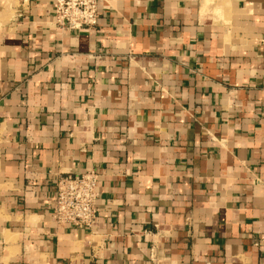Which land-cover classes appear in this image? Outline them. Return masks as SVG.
Returning a JSON list of instances; mask_svg holds the SVG:
<instances>
[{
  "label": "crops",
  "instance_id": "crops-1",
  "mask_svg": "<svg viewBox=\"0 0 264 264\" xmlns=\"http://www.w3.org/2000/svg\"><path fill=\"white\" fill-rule=\"evenodd\" d=\"M55 2L3 10L0 264H264V0ZM92 169L96 226H56Z\"/></svg>",
  "mask_w": 264,
  "mask_h": 264
},
{
  "label": "built area",
  "instance_id": "built-area-1",
  "mask_svg": "<svg viewBox=\"0 0 264 264\" xmlns=\"http://www.w3.org/2000/svg\"><path fill=\"white\" fill-rule=\"evenodd\" d=\"M101 0H56L54 24L65 31L94 29L98 25ZM100 175L92 169L66 174L56 183L52 221L58 227L92 230L100 217Z\"/></svg>",
  "mask_w": 264,
  "mask_h": 264
},
{
  "label": "rangeland",
  "instance_id": "rangeland-1",
  "mask_svg": "<svg viewBox=\"0 0 264 264\" xmlns=\"http://www.w3.org/2000/svg\"><path fill=\"white\" fill-rule=\"evenodd\" d=\"M18 0H0V35L3 32V24L7 22V14L3 15V10L9 9V12H12V8L17 4Z\"/></svg>",
  "mask_w": 264,
  "mask_h": 264
}]
</instances>
